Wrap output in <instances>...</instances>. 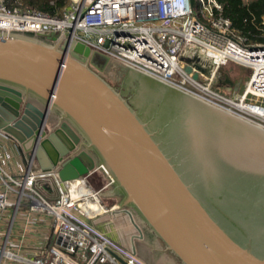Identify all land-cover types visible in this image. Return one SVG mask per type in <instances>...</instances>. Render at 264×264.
<instances>
[{"label": "water", "instance_id": "1", "mask_svg": "<svg viewBox=\"0 0 264 264\" xmlns=\"http://www.w3.org/2000/svg\"><path fill=\"white\" fill-rule=\"evenodd\" d=\"M198 98L56 34L0 36V131L27 160L100 171L151 264H264V125Z\"/></svg>", "mask_w": 264, "mask_h": 264}, {"label": "built area", "instance_id": "2", "mask_svg": "<svg viewBox=\"0 0 264 264\" xmlns=\"http://www.w3.org/2000/svg\"><path fill=\"white\" fill-rule=\"evenodd\" d=\"M196 2L198 11L191 0H65L50 15L0 0V36L46 33L81 42L264 125V104L255 102L264 100V44L234 33L220 0ZM260 23L264 30V15ZM228 63L248 69L240 93L222 84ZM0 141V264H147L92 223L114 208L88 184L92 173L60 180L27 160L7 133L0 131ZM48 177L53 199L34 189Z\"/></svg>", "mask_w": 264, "mask_h": 264}, {"label": "trees", "instance_id": "3", "mask_svg": "<svg viewBox=\"0 0 264 264\" xmlns=\"http://www.w3.org/2000/svg\"><path fill=\"white\" fill-rule=\"evenodd\" d=\"M50 15H56L65 0H10ZM222 13L229 19L234 33L243 36L249 44H264L261 17L264 15V0H220Z\"/></svg>", "mask_w": 264, "mask_h": 264}, {"label": "rangeland", "instance_id": "4", "mask_svg": "<svg viewBox=\"0 0 264 264\" xmlns=\"http://www.w3.org/2000/svg\"><path fill=\"white\" fill-rule=\"evenodd\" d=\"M191 3L193 6V9L198 11L199 6H198L196 0H191ZM227 70H231L232 75H234L235 83H237V82L239 83V86L237 88V92L240 93V91L242 90L243 85L247 79L248 69L245 67L239 66V65L228 63V64H226L220 68V73H223L224 71L227 72ZM213 89L216 90L217 92L221 93V94H226V92L224 91L222 86L217 87V86L213 85ZM255 102L259 103V104H264V100H261V99H257V100H255ZM100 173L101 172L97 171V172H95V174H93L92 177L88 178V184L92 188H95L94 186L98 185V176L97 175H100ZM49 182L50 183L52 182L51 177H48L47 180H38L34 184V189L36 191H38L46 199H53L56 196V193L54 191V187H53V191H49V186H50ZM112 200H113V202H115L114 198L108 199V197L100 196V201H101V203L104 204V206L106 208H109L112 204H114L111 202ZM119 217H120V219H123V218H126V215L122 212L119 215ZM115 220L118 222L121 221L118 218ZM132 224H133V222L131 221V219L128 216L127 223H126V221H121L122 228L119 231H122L123 238L125 240L127 239V241H128V238L130 239V237H131L134 250L136 251L135 253H137L136 255H138L145 263L151 264V261H152V245L148 246L144 243L143 235H142V238H139V239L134 237V235H136V236L139 235V231L135 227L133 228Z\"/></svg>", "mask_w": 264, "mask_h": 264}, {"label": "crops", "instance_id": "5", "mask_svg": "<svg viewBox=\"0 0 264 264\" xmlns=\"http://www.w3.org/2000/svg\"><path fill=\"white\" fill-rule=\"evenodd\" d=\"M224 74H226L227 76V79H229L233 84H235V81H234V75H232V72L231 70H227L223 72ZM232 91H236L237 90H234L233 89V86H230ZM238 93V92H237ZM55 121V120H53ZM1 144H4L3 141H0ZM15 155V153H14ZM97 172V171H95ZM95 172H93L90 177L93 176V174H95ZM100 172V171H98ZM98 176V185L97 186H94L95 190H98L99 191V197L101 196V194L105 191V188L103 189V187H105L104 185L107 184V178L102 174L100 173V175H97ZM89 177V178H90ZM92 188V187H91ZM103 189V190H102ZM108 199H110V197H108ZM112 199V197H111ZM112 204L111 206H114V208L108 212H106L105 214L101 215V216H98L96 218H94L92 220V223L98 227L99 229L103 230L105 233H107L109 236L119 240L121 243H123L124 245L130 247L133 249L134 252H136L134 250V247H133V244H132V240H131V237L130 239L128 238V241L127 239L125 240L123 238V234H122V231H119L121 228H122V225H121V221H126L127 223V220H128V215L126 213H124L126 215V218H123V219H120L119 215L122 213V211L120 209L117 208L115 202H113V200L111 201ZM119 219L121 221H116L115 219ZM132 221V220H131ZM132 227L134 228L133 224H132ZM133 236V235H132ZM139 236V237H138ZM134 235V237H136L137 239L139 238H142V235ZM31 241L33 242V237L31 239ZM137 254V253H135ZM138 256V255H137ZM139 257V256H138ZM140 258V257H139ZM141 259V258H140Z\"/></svg>", "mask_w": 264, "mask_h": 264}, {"label": "bare ground", "instance_id": "6", "mask_svg": "<svg viewBox=\"0 0 264 264\" xmlns=\"http://www.w3.org/2000/svg\"><path fill=\"white\" fill-rule=\"evenodd\" d=\"M196 97H198V96H196ZM199 99V98H198ZM87 205V207H94V204H92V203H87L86 204ZM133 222V221H132Z\"/></svg>", "mask_w": 264, "mask_h": 264}]
</instances>
